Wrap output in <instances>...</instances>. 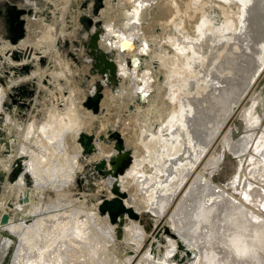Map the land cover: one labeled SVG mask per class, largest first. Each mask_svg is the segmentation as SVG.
Here are the masks:
<instances>
[{"label": "bare ground", "instance_id": "obj_1", "mask_svg": "<svg viewBox=\"0 0 264 264\" xmlns=\"http://www.w3.org/2000/svg\"><path fill=\"white\" fill-rule=\"evenodd\" d=\"M71 2L59 0L64 32ZM101 6L91 33L98 32L95 53L102 51L114 76L108 80L105 70L97 113L81 109L85 96L77 98L79 89L71 87L74 72L57 50L58 71L38 68L30 70V77L9 79L7 88L0 85L1 122L10 125L7 142L15 147L13 153H4L6 145L1 148L0 171L7 175L17 159L27 158L16 183L5 180L0 197V218H8L0 226L18 241L11 264H264V188L248 179L242 183L240 192L262 208L254 210L197 167L233 108L264 72V0H103ZM14 13L10 9V16ZM54 26H46L36 40H0L2 56L13 62L24 53L17 66L25 65L20 70L28 72L33 61L52 57ZM47 77L50 85L44 86ZM29 78L43 89V106L50 100L41 125L36 117L22 125L3 106L7 90ZM113 103L117 122L109 121ZM249 103L241 113L245 132L234 140L228 129L225 145L241 157L251 148L260 159L250 174L258 178L256 171L264 165V125L254 136L264 122L259 99L252 96ZM97 117L100 129L91 132ZM112 132L122 140L121 151L114 149ZM81 133L94 135L92 153L83 152ZM124 152L129 164L113 168L109 159ZM81 155L87 156V183L94 180L97 191L111 198L115 179L124 194L126 211L116 221L99 211L100 200L92 203L90 194L83 193L82 204L72 198L71 186L83 170ZM103 159L102 175L97 174L93 167ZM219 161L213 157L210 165ZM143 212L153 214L156 222L168 213L171 226L170 233L156 234L155 248L137 260L146 239L139 223ZM119 221H124L118 228L121 238ZM11 241L5 237L1 242V254Z\"/></svg>", "mask_w": 264, "mask_h": 264}, {"label": "rangeland", "instance_id": "obj_2", "mask_svg": "<svg viewBox=\"0 0 264 264\" xmlns=\"http://www.w3.org/2000/svg\"><path fill=\"white\" fill-rule=\"evenodd\" d=\"M13 6L16 8L25 9L26 11V13L22 15L23 19L25 20V30L23 37L29 36L31 39L36 40L42 36L43 31L47 30L46 26H50L53 22H55V26L52 30L55 51L52 53L51 58L48 55L41 57L44 58V63H40L41 58H39L38 61H33L30 63L28 72H21L20 70L21 67L25 65L17 66V64L21 62V58L24 56V53H21L19 59L14 60L15 58H11L13 62H9L2 56L0 52V64H4V68L0 69V85L7 88L9 79L18 80L30 77V70L38 71V68H41L42 70L46 69L49 73L58 71L60 66L56 60L57 50L60 58L66 61L72 72H74L71 79L72 86H70H77L79 89L78 93H76L77 98L82 99V97L85 96V98H83L84 102L82 101L81 103V109L87 108L84 104L87 99L86 96L94 95L95 89L98 88L99 85L104 86L106 84L102 79V75L94 71V60L87 52V44L89 43L94 18L97 17L102 6L98 4L97 0H72L68 14H66V17H64L63 20L66 28V31L64 32L61 29V20L58 15L59 12L57 11L58 7L60 6L59 0H0V40H10V33L8 31L7 23V11ZM145 25L148 26V22H146ZM73 30L75 31L72 37L70 33ZM149 38L151 39V37ZM19 39H17L15 43H18ZM12 54L18 53L15 51V53L13 52ZM43 84L44 86L50 85L48 77L43 79ZM64 84L66 85V81ZM14 85H12V87L7 90V95L3 104L4 109L8 111L11 116L22 125L31 121L33 117H36L37 125L43 124L46 118L47 110L51 104H49L50 100L46 99L47 105L43 106L42 96L44 93H41L43 89L39 87L37 80L29 78L28 80L20 81ZM102 90L103 88L101 89V92ZM252 96L259 99L257 110L261 114L262 121L264 122V72H262L256 79L255 84L243 97L241 103L233 108V113L223 126L219 139L215 144H213V147L211 148V151L207 157H205L203 162L197 167L200 166L198 170L205 176L210 177L212 181L222 189L234 194L235 197L246 202L254 210L262 211V208L258 202L253 201L246 192L240 191L242 183L245 179H248L250 183H253L255 186H261L264 188V165L262 169L256 171L258 178H254V176L250 174V169L253 166L258 165L260 158L250 150L251 148L249 149V153H246L243 155V157H241L232 154L229 150H227L225 145V134L228 129H231V137L234 140H236L245 132L241 113L250 104L249 102H251ZM113 104L111 106L112 111L110 112L111 115H109V121L117 122L119 119V111L117 104ZM100 120L101 118L97 117L91 121V132H96V130L100 129ZM1 121H3L2 116L0 117V155L1 148L4 145H6V151H4V153H13V148L15 149L14 145L7 142L10 132V125L7 123L3 124ZM263 125L264 123L261 124V128L256 129L254 138L261 134ZM101 132H103V130H101ZM251 145L252 143L250 146ZM213 157L220 159L218 164H216L214 167L210 165V160ZM240 159H242V161ZM25 160H27L26 157L17 159L14 165H12L11 171L7 175L0 171V197L2 195L3 185L6 179H8L9 184L14 185L16 183L19 176L18 174L24 170ZM79 160L83 164V170L76 175L75 186H71L70 190L73 192L72 198H77V203L82 204V195L83 193H87L90 194V201L92 203L98 202L100 200L98 204L99 207L103 199L108 198L107 193L105 191H97L98 188L94 180L89 179L87 183V179H85L83 176L84 168L86 167L87 163V156L81 155ZM27 183L29 187H32L33 183L31 182V178L28 175ZM179 200L180 194L173 200V208L174 204L176 205L175 202H178ZM26 208L28 209L29 206H26ZM169 215L170 214L168 213L165 214L157 222L156 217L150 212H143L140 215L139 223L145 231L146 239L143 249L141 250L137 260H139L146 252L152 251L155 248L156 241H154L153 238L156 234L158 236H162L164 235V231L166 233H170L171 221ZM18 218H21V216L19 215ZM123 224L124 221H119V223H117V230L118 228L122 229ZM5 237L12 239V241L4 254H1L0 247V264H11V260L18 241L16 236L12 235L6 229L3 230L0 226V244L5 239ZM117 237H122L121 230L117 232Z\"/></svg>", "mask_w": 264, "mask_h": 264}, {"label": "water", "instance_id": "obj_3", "mask_svg": "<svg viewBox=\"0 0 264 264\" xmlns=\"http://www.w3.org/2000/svg\"><path fill=\"white\" fill-rule=\"evenodd\" d=\"M103 0H97L98 4L101 5ZM12 8H15V13L10 16V9L7 11V23H8V31L10 33V41L12 43H15L17 39L23 37L24 30H25V20L23 19L22 15L26 13L25 9L22 8H16L13 6ZM11 8V9H12ZM11 30L15 31V36H11ZM99 38L98 32H94L90 34L89 43L87 44V52L92 56L94 62L93 67L94 71L98 72L99 74L104 76V72L106 69H109V75L108 80L114 76V70L109 60L106 59L102 51H99V54L95 53V50L97 49V40ZM103 59L105 62L103 66L100 65V61ZM102 85L98 86V92L94 93V95L87 96V99L85 101V105L87 109H91L93 113H97L99 111V103L100 99L102 97V94L100 93ZM110 137L116 138V143L114 145V149L117 151L122 150V140L119 138L117 132L109 133ZM100 139L103 138L102 135L99 136ZM94 135L93 134H86L81 133L78 141L83 147V152L89 154L92 153L94 150ZM130 162V157L128 155V152H124L123 154L117 155L115 157H112L109 159V163L113 168L121 167L125 168ZM105 167V160H101L98 164H96L93 167V171H95L97 174L102 173V169ZM102 175V174H101ZM111 190L114 192L115 196L111 198L103 199L101 204L99 205V211L101 213H107L110 217V220L112 222L116 221L118 217L123 216V213L126 211V209L123 206L122 197L124 196L123 193H119L117 190V182H115V179L111 183ZM8 220L7 214H3L0 218V223L4 224Z\"/></svg>", "mask_w": 264, "mask_h": 264}]
</instances>
